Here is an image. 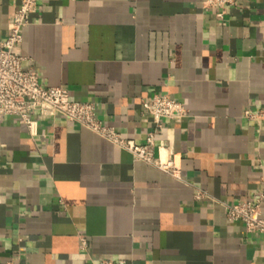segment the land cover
<instances>
[{
  "label": "crops",
  "instance_id": "0c3cea01",
  "mask_svg": "<svg viewBox=\"0 0 264 264\" xmlns=\"http://www.w3.org/2000/svg\"><path fill=\"white\" fill-rule=\"evenodd\" d=\"M204 2L40 1L17 48L24 67L139 143L153 122L144 100L183 101L188 115L164 119L157 139L182 176L61 114L37 135L4 115L0 262L264 264V235L225 206L260 201L264 216V0L224 13ZM19 7L0 0V38Z\"/></svg>",
  "mask_w": 264,
  "mask_h": 264
},
{
  "label": "built area",
  "instance_id": "2783aa9c",
  "mask_svg": "<svg viewBox=\"0 0 264 264\" xmlns=\"http://www.w3.org/2000/svg\"><path fill=\"white\" fill-rule=\"evenodd\" d=\"M41 0H20V7L12 14L9 33L0 38V118L4 115L19 116L31 135L39 132L40 121L61 114L79 123L108 141L130 152L137 160L181 178V167L174 155L163 152L164 145L157 139L164 127V119H182L188 115L187 105L169 94H155L143 101V109L152 115V126L142 143L124 137L112 124L97 116L95 103L90 100L73 99L68 88L45 86L34 68L24 67L25 56L17 51L24 39V29L37 11ZM238 0H205L206 7L219 8L224 13ZM253 116V114L248 113ZM197 196H201L199 193ZM227 217L240 220L248 232L264 235V216L260 201L245 200L238 203H225ZM0 264H15L9 260ZM95 264H125L123 259H104Z\"/></svg>",
  "mask_w": 264,
  "mask_h": 264
}]
</instances>
